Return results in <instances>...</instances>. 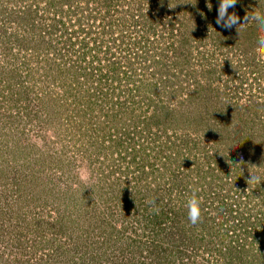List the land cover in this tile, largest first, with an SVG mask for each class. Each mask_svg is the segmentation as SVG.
<instances>
[{
	"label": "rangeland",
	"instance_id": "obj_1",
	"mask_svg": "<svg viewBox=\"0 0 264 264\" xmlns=\"http://www.w3.org/2000/svg\"><path fill=\"white\" fill-rule=\"evenodd\" d=\"M218 3L0 0V264H264V0Z\"/></svg>",
	"mask_w": 264,
	"mask_h": 264
},
{
	"label": "clouds",
	"instance_id": "obj_2",
	"mask_svg": "<svg viewBox=\"0 0 264 264\" xmlns=\"http://www.w3.org/2000/svg\"><path fill=\"white\" fill-rule=\"evenodd\" d=\"M238 0H219L218 8H217V17H216V23L217 25L226 28L231 29L234 26L237 27L241 25L240 18L237 16V14L233 12H229L230 8H235L237 5ZM209 11L212 10V5L209 6ZM245 23H252L255 22L261 30H264V15L253 12L250 15H247L245 18ZM255 52L257 54V61L258 62H264V35L260 36L257 41V47L255 49ZM77 174L80 182L85 185V188H91L92 185V175L90 170L86 166H81L77 169ZM260 182L258 176L251 175V179L247 181L248 184L252 183H258ZM64 186L61 185V188ZM149 203L154 204L155 201H149ZM202 203L201 199H198L195 194L192 195L191 198L188 199L186 207L188 209V219L191 222L192 225H197L200 222L201 219V209L200 204ZM158 211V209H157Z\"/></svg>",
	"mask_w": 264,
	"mask_h": 264
},
{
	"label": "trees",
	"instance_id": "obj_3",
	"mask_svg": "<svg viewBox=\"0 0 264 264\" xmlns=\"http://www.w3.org/2000/svg\"><path fill=\"white\" fill-rule=\"evenodd\" d=\"M130 15H131V13H130ZM102 80H103V79H102ZM152 92H153L154 95H158L157 93H159V92H158V89H155V88L153 89ZM116 144H117V143H116Z\"/></svg>",
	"mask_w": 264,
	"mask_h": 264
}]
</instances>
